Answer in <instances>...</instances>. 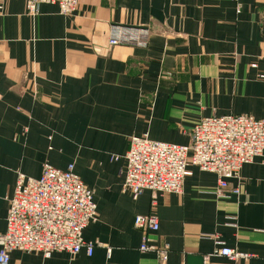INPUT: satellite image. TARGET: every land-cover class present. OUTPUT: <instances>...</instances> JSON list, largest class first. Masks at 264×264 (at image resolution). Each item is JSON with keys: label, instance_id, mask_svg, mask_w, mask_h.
Wrapping results in <instances>:
<instances>
[{"label": "crops", "instance_id": "0c3cea01", "mask_svg": "<svg viewBox=\"0 0 264 264\" xmlns=\"http://www.w3.org/2000/svg\"><path fill=\"white\" fill-rule=\"evenodd\" d=\"M78 1L72 16L2 4L0 234L18 173L37 179L44 164H73L97 206L82 234L93 253L12 251L9 264H159L139 250L133 220L145 215L157 218L148 238L169 246L166 264H203L217 248L212 236L248 257L209 264H264V152L229 180L240 195L227 199L210 195L216 176L193 166L181 194L145 190L133 200L122 188L131 137L188 146L202 118H264V0ZM111 25L148 28V47H109Z\"/></svg>", "mask_w": 264, "mask_h": 264}, {"label": "built area", "instance_id": "2783aa9c", "mask_svg": "<svg viewBox=\"0 0 264 264\" xmlns=\"http://www.w3.org/2000/svg\"><path fill=\"white\" fill-rule=\"evenodd\" d=\"M6 1L0 0V10ZM24 1L26 13L31 17L38 15L42 4L57 5L62 16H72L79 3L78 0ZM150 36L151 31L145 27L111 25L107 42L111 48L127 45L145 49ZM251 67L256 69L257 66L252 64ZM258 77L264 79V75ZM263 152L264 118L249 115L205 117L194 125L188 146L152 141L146 136L131 137L124 156L122 188L133 200L145 190L153 194H181L185 178L191 176L189 166H193L216 176L217 186L210 195L227 199L240 195L239 186L229 189V180H239L242 167ZM117 159L118 156L112 157V160ZM150 205H156L154 197ZM97 215L93 192L80 180L73 164L65 170L44 164L37 179L18 173L9 199L6 230L0 234V264H9L12 251L40 253L49 258L55 252L73 257L85 249L87 256H91L94 244L85 243L82 234ZM228 220L230 226H236L235 217ZM133 225L143 235L139 250L154 253L159 264H166L169 246H155L148 238L149 232L158 230L157 218L135 216ZM211 238L217 248L203 256V264H209L212 257L230 261L248 257L225 247L216 236Z\"/></svg>", "mask_w": 264, "mask_h": 264}]
</instances>
